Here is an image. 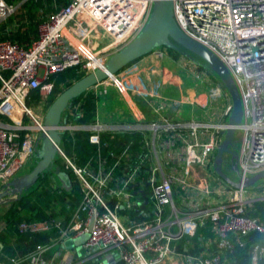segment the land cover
<instances>
[{
	"label": "built area",
	"instance_id": "obj_1",
	"mask_svg": "<svg viewBox=\"0 0 264 264\" xmlns=\"http://www.w3.org/2000/svg\"><path fill=\"white\" fill-rule=\"evenodd\" d=\"M27 1L0 0V26ZM155 1L68 0L60 7L54 1L53 11L44 15L41 10L38 35L29 43L0 33V190L28 160L37 158L48 135L45 115L57 76L71 68L82 76L103 68L144 28ZM173 12L180 29L219 57L238 87L243 119L235 134L241 131L243 139L240 149L233 150L240 185H231L215 170L217 150L232 127V98L195 63L185 65L195 79L213 85L189 100L202 118H174L168 111L181 108L184 101L162 99L153 105L151 121L113 126L96 118L84 123L85 99H72L58 126L61 143L64 136L89 131L90 143L97 146L84 165L58 146L79 180L80 202L69 219L19 222V234H57L51 244H39L27 254L7 256L0 243V264H83L103 256L107 264L117 257L124 264H161L172 255H181L186 264H235V251L249 244L251 264H260L264 246L251 243L249 236L264 235V223L248 212L256 200H264V193L250 192L243 181L264 170V0H173ZM119 72L98 84L161 99L158 86L146 87ZM222 100L227 103L220 108ZM105 132L132 137L121 147H110L102 139ZM5 229L3 221L0 232ZM85 233L90 236L81 246L48 255L53 246ZM197 235L195 245L191 239ZM184 237L190 238L193 251L178 249Z\"/></svg>",
	"mask_w": 264,
	"mask_h": 264
},
{
	"label": "trees",
	"instance_id": "obj_2",
	"mask_svg": "<svg viewBox=\"0 0 264 264\" xmlns=\"http://www.w3.org/2000/svg\"><path fill=\"white\" fill-rule=\"evenodd\" d=\"M56 2L58 7L66 4L68 0H28L23 7H25L30 18V24L25 32L18 31L14 33V37L11 39L18 40L23 43L24 38L29 36L36 37L38 35V24L40 19L41 10L46 15L47 12L53 11L55 8L51 6L53 2ZM0 33L5 30L6 23L2 24ZM7 38V37H3ZM166 48L168 54L178 60L182 55L173 47L161 46L157 49ZM143 57V56H142ZM141 58V57H140ZM140 58L134 60L126 67L138 61ZM208 70H210L208 68ZM214 74V80H220L215 72L210 70ZM83 74H78L74 68L57 76V86L54 91V95L51 97L53 102L58 94L70 87L74 81L82 78ZM80 98L85 99L84 110L85 115L80 120L84 123H93L96 121V103L97 98L95 95L89 92V90L83 92L74 100ZM89 131H78L74 137L64 136L61 146L63 150L71 157L78 165H84L88 159L93 157L97 151V146L90 143ZM131 135L124 133H103V141H108L110 147H121L123 143L130 141ZM55 166L61 167V173L64 174L66 185L57 184L54 181L56 171L55 169H49L44 172V175L40 176L38 181L28 190H25L21 196L15 199L13 202H5L0 205V222L6 223V229L0 234V240L4 247L11 245L12 239L17 236L18 242L25 246L26 251H31L39 244H51L52 239L56 236V230H52L46 233L38 234H26L20 235L17 232V225L19 222L35 221V220H48L57 217L70 218L71 212L76 208L80 202L82 193L79 180L74 173L73 169L66 166L60 159H55ZM61 176V175H60ZM63 182V181H62ZM249 215L256 216L264 223V200H256L250 208ZM203 229H200V231ZM189 237H184L178 244V249L185 252L187 249L193 251L187 244ZM195 245L200 242V236L197 235L191 239ZM251 243H260L264 246V235L258 232H254L249 236ZM25 242V244H24ZM54 248V246L52 247ZM51 254V252H49ZM48 253V254H49ZM251 244L245 248H239L233 255V263L235 264H251ZM260 264H264V255L261 256ZM112 264H124L122 261H117Z\"/></svg>",
	"mask_w": 264,
	"mask_h": 264
},
{
	"label": "water",
	"instance_id": "obj_3",
	"mask_svg": "<svg viewBox=\"0 0 264 264\" xmlns=\"http://www.w3.org/2000/svg\"><path fill=\"white\" fill-rule=\"evenodd\" d=\"M177 44L200 57L205 64L215 72L232 98L233 110L229 117V122L232 127L227 130L226 137L217 150L215 170L228 183L239 186L240 181L232 180L222 167L223 154L227 152L234 161L232 170L236 174H239L236 161L238 153L230 148L235 137V127L241 124L243 119L242 101L235 80L219 57L201 43L190 38L180 29L174 17L173 0H156L147 23L131 42L113 53L103 68H98L86 74L61 92L52 102L45 115V125L48 126V135L43 136L41 148L36 154L39 159L37 164L31 171L15 177L0 190V205L5 202H13L21 196L25 190L31 188L38 181L39 177L44 175V172L49 169H55L56 173L61 175L63 185H66L64 181L65 176L61 173V167L55 166V158L58 154V146L61 143V134L58 130V126L61 122L63 111L72 99L78 97L92 86L123 70L134 60L153 52L161 46L176 48ZM263 178L264 170L245 178L243 185L245 187L253 186ZM93 222L92 220L89 225L90 230L92 229ZM89 236L90 233H85L78 238L67 240L64 244L55 245L52 250L56 251L61 247L69 248V241H72L71 246H81L86 242ZM116 260L120 261V258H116Z\"/></svg>",
	"mask_w": 264,
	"mask_h": 264
},
{
	"label": "crops",
	"instance_id": "obj_4",
	"mask_svg": "<svg viewBox=\"0 0 264 264\" xmlns=\"http://www.w3.org/2000/svg\"><path fill=\"white\" fill-rule=\"evenodd\" d=\"M19 29L20 27L15 29L7 25L2 32L3 37L13 38L14 31L16 30V33ZM30 36L29 38H24V44L30 42ZM187 62L185 58H180L178 60L172 58L166 50L156 49L119 72V76L122 77L125 74H130L131 76L126 78L130 81H134L135 78L132 79V77H136L141 80L146 87L158 86L162 96L159 100L145 99L130 91L121 93L117 87L111 83H102L92 86L88 90L97 98L96 118L102 123L113 126L136 123L137 121H151L154 119L153 105L157 104L158 101H162V99H166L167 101H173L175 99L184 101V105L181 108H172L168 111L174 118L191 119L193 116L202 118V111L197 106L189 103V100L192 101L196 99L200 93L205 91L198 94L195 89H190L188 93V91L184 89L186 78L181 74V71L178 70L179 67H182V65L184 66ZM101 98H103V100H101ZM186 109L190 110L187 112ZM1 233L2 232H0V234ZM0 243L3 253L7 256L27 254L30 252L24 250L25 246L18 242L17 236L12 239L10 247H4L1 240ZM48 252L52 254L55 250L51 248ZM51 254L49 253L48 255L51 256ZM117 261L118 260L115 262ZM56 262H58V260H56ZM60 263L61 260L58 264ZM84 263H87V260H85L83 264ZM161 264H186V262L181 255H172L166 258Z\"/></svg>",
	"mask_w": 264,
	"mask_h": 264
},
{
	"label": "rangeland",
	"instance_id": "obj_5",
	"mask_svg": "<svg viewBox=\"0 0 264 264\" xmlns=\"http://www.w3.org/2000/svg\"><path fill=\"white\" fill-rule=\"evenodd\" d=\"M18 12H19L18 14L14 15L13 17H11L9 20H7L5 22L6 26L7 25L12 26L15 29L20 27L19 30L22 32H25L27 27L30 24V18H29L28 12L26 11L25 7H23V9H20ZM21 23H23L24 27L22 25L16 26L17 24H21ZM15 31H14V33H15ZM161 49L168 51L166 48H161ZM174 49L177 50L180 53V55H182L180 58H185V60H187L188 62L195 63L198 71L205 72V73L209 74V76L212 78L214 77V74L210 71L211 69L205 64V62L200 57H198L192 51L186 49L185 47H183L179 44H177V47ZM208 68L210 70H208ZM178 70L181 71V74L184 75L186 78V84L184 86V89L186 91H188V93H189L190 89H195L197 91V93L199 94L202 91H209L210 88L213 86V85H209V83L202 82L199 79H195V74H194L193 70L188 66L186 67V65H184V66L182 65V67H179ZM215 83L216 84H214V85L219 84L224 89V86L220 82V80H217V82H215ZM101 100H103V98H101ZM226 103L227 102L225 100H222L220 102V108L223 105H225ZM189 110L190 109H186L187 112ZM242 139H243L242 132L237 130L235 137H234V140H233V143H232V145H230V148L232 150L233 149L239 150L241 143H242ZM55 159H60L63 163H65L64 158L60 154H57ZM38 160L39 159H37V158H33V159L28 160L27 164L16 174V176H19V175H22L24 173L31 171L34 168V166L37 164ZM231 161H232L231 155L227 152H224L223 159H222L223 170L232 180H239L238 175L232 170ZM54 181L57 184H62L61 176L58 174H55ZM248 189L250 192L257 191L258 194L260 192L264 193V178L259 180L258 182H256L253 186H249ZM71 243H72V241L68 242V246H69L68 249L74 250V246H71ZM84 264H107V258L105 256H103L101 258H91V259L87 260V263H84Z\"/></svg>",
	"mask_w": 264,
	"mask_h": 264
}]
</instances>
